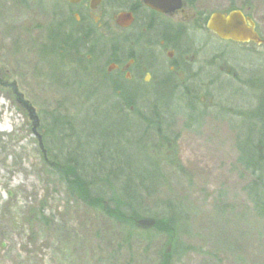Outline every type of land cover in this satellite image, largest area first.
Instances as JSON below:
<instances>
[{"label":"rangeland","instance_id":"374dc122","mask_svg":"<svg viewBox=\"0 0 264 264\" xmlns=\"http://www.w3.org/2000/svg\"><path fill=\"white\" fill-rule=\"evenodd\" d=\"M33 1L0 0V80L16 83L36 110V133L42 137L47 161L28 111L0 84V120L7 113L12 125L4 133L0 130V264H159L168 249L172 264H264V222L248 197L252 177L241 163L239 149L248 142L254 111L264 106V59L262 72L256 73L258 95L217 97L214 118L203 119L199 126L179 119L188 116L185 99L175 98L168 106L165 97L136 100L137 110L151 121L144 135L133 119L118 116L120 99L115 93L99 90V71L92 63L81 70L56 39L47 43L45 30L38 28L44 21ZM228 5H217L216 10ZM242 5L254 6L250 0H242ZM257 7L254 17L264 27V0ZM229 50L239 61L247 58L236 46ZM260 53L264 55V48ZM201 100L198 108L204 109ZM94 111L100 120L103 113H111L120 137V128H125L121 123L128 122L131 133L119 140V146L164 175L153 196L143 193L141 201L151 211L170 202L182 208L185 228L176 234L178 244L169 242L166 234L154 233L149 243L119 250L120 230L113 221L73 197L64 179L47 165L68 151L67 131L51 130L54 118L70 119L71 136L83 131L87 143V122ZM261 150L264 153V147ZM105 187L104 203L115 205L118 189ZM135 226L139 234L154 228Z\"/></svg>","mask_w":264,"mask_h":264},{"label":"flooded vegetation","instance_id":"af4514ba","mask_svg":"<svg viewBox=\"0 0 264 264\" xmlns=\"http://www.w3.org/2000/svg\"><path fill=\"white\" fill-rule=\"evenodd\" d=\"M250 1L254 6H243L242 0H34L33 4L44 21L38 28L45 30L47 43L56 39L81 70L92 63L99 71V90L115 93L119 116L133 119L147 135L151 121L146 112L137 110L138 99L165 97L167 106L175 104V98L185 99L188 116L179 119L199 126L203 119L214 118L217 97L258 95L255 79L264 59L260 53L264 27L254 16L263 0ZM224 3L229 4L227 9L216 10ZM233 11L254 22L263 43L223 40L209 30L213 14ZM232 45L247 58L239 61L232 56ZM0 84L15 94L16 83L0 80ZM200 99L204 109L198 108Z\"/></svg>","mask_w":264,"mask_h":264},{"label":"trees","instance_id":"16d2710c","mask_svg":"<svg viewBox=\"0 0 264 264\" xmlns=\"http://www.w3.org/2000/svg\"><path fill=\"white\" fill-rule=\"evenodd\" d=\"M262 106L254 111L253 118L257 123L249 124L247 144L241 143L239 149L242 154L241 163L252 177L247 187L248 197L257 217L264 222V153L261 150L264 144L260 143L264 140ZM115 109L118 110L117 113L120 112L118 106ZM92 115L93 118L87 122L88 132L85 133L89 138L88 144L85 143V137L82 138L83 131H77L76 138L71 136L74 127L70 119L54 118L51 130L60 133L67 131L64 140L68 151L58 159L48 161L47 165L64 179L73 197L90 207L100 209L113 221L115 227L120 230L116 244L119 250L130 249L136 242L149 243L154 233L166 234L170 238L169 242L178 244L176 234L185 228L182 208L170 202L163 204L161 210L151 211L144 207L141 201L143 193L153 196L164 175L153 165L148 166L143 160L138 161L139 158H134L125 147L119 146V140L131 133L128 122L121 123L125 128H120V137L119 128L116 126L118 122L112 121L111 113H103L102 120L98 119L99 113L94 111ZM54 135L56 136V133ZM106 185L119 191L115 205L104 203L107 195ZM139 216L152 217L155 220L152 232H136L135 225ZM172 257L164 250L159 264H172Z\"/></svg>","mask_w":264,"mask_h":264},{"label":"water","instance_id":"95a60500","mask_svg":"<svg viewBox=\"0 0 264 264\" xmlns=\"http://www.w3.org/2000/svg\"><path fill=\"white\" fill-rule=\"evenodd\" d=\"M209 19V30L214 31L223 40H230L237 43H263V40L261 41V39L258 38V35L254 31V22L251 19L245 18L240 11H233L230 13V15L215 13ZM14 92L17 97V101L21 105H23V107H25L28 111L29 117L33 122V131L34 133H36L39 127V118L37 116V113L35 112L36 110L29 102L24 99L23 94L19 93L17 89H15ZM36 135L38 134L36 133ZM38 139L39 146L43 152L42 154H44V157L47 161L46 151L44 149L42 137L38 135ZM136 223L139 226L145 228H153L156 224L155 220L151 219H138ZM168 252H170V249H168L167 253Z\"/></svg>","mask_w":264,"mask_h":264},{"label":"bare ground","instance_id":"6f19581e","mask_svg":"<svg viewBox=\"0 0 264 264\" xmlns=\"http://www.w3.org/2000/svg\"><path fill=\"white\" fill-rule=\"evenodd\" d=\"M4 107V104L2 102H0V108ZM11 123V116H9L7 113L4 116V121L1 122L0 120V130L4 132L8 131V129L10 128V124ZM12 126V125H11Z\"/></svg>","mask_w":264,"mask_h":264}]
</instances>
